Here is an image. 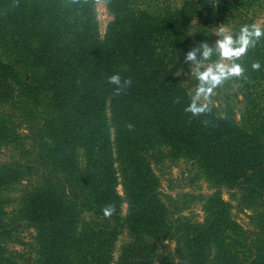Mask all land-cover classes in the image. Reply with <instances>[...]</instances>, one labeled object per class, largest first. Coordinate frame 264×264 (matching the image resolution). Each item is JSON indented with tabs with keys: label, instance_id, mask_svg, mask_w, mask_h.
<instances>
[{
	"label": "trees",
	"instance_id": "obj_1",
	"mask_svg": "<svg viewBox=\"0 0 264 264\" xmlns=\"http://www.w3.org/2000/svg\"><path fill=\"white\" fill-rule=\"evenodd\" d=\"M215 2L211 19L232 11ZM13 3L0 0V264H264V40L238 61L248 80L193 117L184 58L205 39L201 1L111 0L103 38L93 5ZM114 74L132 80L119 96ZM179 162L207 194L161 190L157 169Z\"/></svg>",
	"mask_w": 264,
	"mask_h": 264
},
{
	"label": "clouds",
	"instance_id": "obj_2",
	"mask_svg": "<svg viewBox=\"0 0 264 264\" xmlns=\"http://www.w3.org/2000/svg\"><path fill=\"white\" fill-rule=\"evenodd\" d=\"M111 0H68L69 6L83 8L89 5H108ZM12 7H19V0H14ZM214 35L218 37L214 45L204 41L185 54L184 62L189 65L191 75L197 81L191 94L190 103L184 109L193 117L209 114L212 110V97L217 89L232 80H248L245 67L239 63L247 56L251 49L264 40V27L259 24H245L239 29L238 34H233L224 24L215 28ZM215 57V59H214ZM253 71H259L261 64L254 61L251 64ZM108 84L114 86L113 95L119 96L132 85L130 78L121 79L119 74L108 77ZM179 103V98L174 101ZM208 126L209 122L204 121ZM133 125L128 124L129 131ZM114 204H109L102 209L103 216L110 219L115 213ZM87 214V213H85Z\"/></svg>",
	"mask_w": 264,
	"mask_h": 264
},
{
	"label": "rangeland",
	"instance_id": "obj_3",
	"mask_svg": "<svg viewBox=\"0 0 264 264\" xmlns=\"http://www.w3.org/2000/svg\"><path fill=\"white\" fill-rule=\"evenodd\" d=\"M156 0H151L153 3ZM159 4L170 6L171 8H178L183 0H157ZM201 1L202 7L198 16L193 20V25H202L205 31V39L204 41L208 42L210 45H214L217 36L214 35L215 28L225 25L230 29V31L235 35L239 33V29L245 24H259L261 27H264V0H248L254 2L249 9L246 10L247 3L243 0L245 5H242L241 0H233V8L231 12L222 13L219 20H213L209 17L208 5L216 4L215 0H198ZM247 11V13H245ZM93 13L97 25V33L100 38H103L106 32V28L108 24L113 20V12L107 7V5H93ZM247 14V15H246ZM244 16L247 19H244ZM251 19V22H250ZM202 27V28H203ZM1 159H3L1 157ZM157 174L161 179V190L164 193L175 195L177 193H188L192 192L195 194L203 193L207 194L209 192L208 186L205 182L199 181L195 183H191V175H190V166L179 162L176 166L169 167L168 165H163L159 169H157ZM117 191L120 195H122V187L119 184L117 186ZM223 198L225 200L229 199V195L224 193ZM127 210L126 203L122 204V214L124 215ZM184 214L186 216L200 219L202 217V213L200 212V204L191 203L189 210L185 211ZM235 219L244 227H247V219L243 214H239L234 212ZM32 236V232L30 230H25L22 233V238L25 243H30ZM125 239L124 235L121 236L116 244L115 251V259L118 255V248L120 247L122 241ZM10 248L14 247L12 245L8 246ZM20 248V247H14ZM169 248H173V244H169Z\"/></svg>",
	"mask_w": 264,
	"mask_h": 264
}]
</instances>
